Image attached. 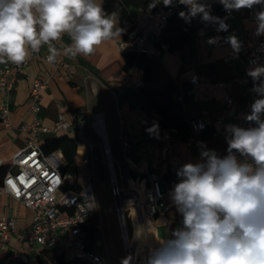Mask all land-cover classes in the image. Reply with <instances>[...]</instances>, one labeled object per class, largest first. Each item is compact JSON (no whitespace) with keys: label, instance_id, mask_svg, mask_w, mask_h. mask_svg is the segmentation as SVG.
<instances>
[{"label":"crops","instance_id":"obj_1","mask_svg":"<svg viewBox=\"0 0 264 264\" xmlns=\"http://www.w3.org/2000/svg\"><path fill=\"white\" fill-rule=\"evenodd\" d=\"M199 2L215 5L220 0H199ZM141 9L144 8L133 5L129 7V15L132 20L133 16ZM250 11L251 9L242 8L239 11L232 10L227 17L222 16L231 25V37L235 36L239 44L244 41L247 30L257 25L256 17L251 16ZM118 19V26L123 30L120 37L104 42L87 57L77 55L75 58H71L67 67L59 70L52 69L45 60V55L48 53L47 45L42 46L39 53L32 54L30 52L27 59L28 63L21 74L17 89L8 96L3 95L4 99L8 100L13 126L6 127L0 124V158L8 163L12 156L25 146L30 134L20 130L19 127L23 123L32 120L30 93L33 80L36 76L44 80L49 79V86L42 91L41 100L42 124L48 130L41 134L40 142L42 144L48 138L61 135H68L75 141L77 153L74 156L75 162L73 164L68 165L69 159L64 150H54L59 152L65 161L62 171L67 186L74 190H80L89 181L92 182L88 164L97 143L88 139L82 132L85 129H90L100 138L92 125L96 116H101L105 123L108 145L111 148V158L114 162L113 148L106 121L107 115H110L111 138L118 150L117 157L122 163L123 177L128 181V187L123 186L130 188L131 201L129 204L132 205L133 189L144 187L143 180L148 171H154L161 178L167 180L165 176L172 172L173 165L199 162L201 153L205 150H214L220 157H223L228 152L226 138L229 133H215L217 127L215 121L222 109L220 94L210 100L187 98L183 103L189 119L201 117L209 123L208 128L191 141L184 139L176 129H169L160 134H155L147 129L149 122L159 117V115L151 109L147 97L140 91V88L133 86L127 80L128 69L125 52H122L116 43V41L126 38L125 27L122 20L119 17ZM64 43L65 46L70 43L67 35L64 37ZM62 49L60 56H65ZM231 53L232 49L229 45L216 43L212 34L199 28L195 32L192 41L185 45L183 50H168L163 51L159 56H144L145 61L150 64L149 84L164 87L167 83L173 81L177 86L176 96L179 86L188 84L195 74L206 78V81L203 82L204 85L217 81L232 80L244 73L247 56L240 53L239 56L229 59ZM6 63L9 62L0 63V66ZM232 94L238 100L243 99L244 88L234 83ZM250 98L252 97L250 96ZM60 113H63L71 123L68 130L56 128V120ZM79 118L87 120L85 127H78ZM143 119H148V124L144 125L142 123ZM254 126V122L248 121L244 124V128ZM122 134L129 136L130 149L128 151L123 147ZM87 140L94 144L92 151L89 150ZM101 142L105 150L102 139ZM164 146H169L166 157L162 155ZM79 157L81 160H79ZM114 166H116L115 162ZM71 167H73V177H70L68 173ZM133 172L139 174V176H134ZM77 185H80V188H76ZM133 212L138 218L135 207ZM130 213L132 215V210H130ZM2 217H13L18 228L23 230L32 224L34 213L31 208L25 206L22 202L9 194L3 193L0 194V218ZM178 217L176 209L172 208L166 217L158 215L148 219L144 223V240L150 247H159L158 241L163 242V239L170 238L172 232L179 228ZM132 225L134 231V219ZM128 235H130L129 231ZM141 240L144 243L142 235ZM96 243L100 242L95 239L94 244ZM92 248L96 252H100L97 251L95 246ZM38 250L37 245H29L16 235L11 237L4 249L1 248L0 241L1 258H5L13 251L22 253L21 259L10 264H39L41 255ZM66 252L68 258L75 256L73 251Z\"/></svg>","mask_w":264,"mask_h":264},{"label":"built area","instance_id":"obj_2","mask_svg":"<svg viewBox=\"0 0 264 264\" xmlns=\"http://www.w3.org/2000/svg\"><path fill=\"white\" fill-rule=\"evenodd\" d=\"M211 17L220 18L223 25L215 19L204 21L202 14L195 17L187 15L193 20L198 28L204 29L212 34L216 43L229 45L232 53L229 59L244 53L247 56L245 61V71L242 75L236 76L232 80H224L204 85V76L195 74L186 85L179 86L176 98L182 103L187 98L194 100H210L220 94L222 103L221 113L217 117L216 134H228L226 126L237 125L244 128L246 116L251 114V105L255 99L259 98L253 91V80L248 76V71L257 66H264V35H257V26L249 28L244 41L240 44L239 50L233 48L229 41L231 37V25L228 20L215 11L212 4H206ZM179 9H183L187 14L189 9L179 3V0H172L170 6H165L163 0H155L153 9H141L133 16L134 27L129 35L122 40L116 41L122 52H135L136 54L159 56L163 51L169 50V43L163 40L167 31L171 16ZM251 16L256 17L260 12L259 5L251 8ZM66 36V35H65ZM64 36V37H65ZM64 37L61 41L55 42L58 49L65 47ZM34 54V53H32ZM49 53L45 55L46 57ZM70 56H58L54 64H50L53 70L69 66ZM47 62V60H46ZM28 60L22 64L6 63L0 66V124L6 127L13 126L8 100L3 95H10L17 87ZM127 80L137 88L145 84V68L135 59L127 70ZM49 79H41L36 76L30 93V109L32 120L23 123L19 129L30 134L26 144L19 149L9 160L0 158V167L8 164V169L0 182V194H9L25 206L31 208L34 213L32 224L20 230L13 217L0 218V241L1 248L4 249L13 235H16L29 245H37L38 253L41 255L39 264H55L54 260L45 252L46 249L62 247L66 251H73L75 257L85 264H111L110 260L96 252L89 246V242L84 230L87 221L98 214L97 198L92 182H88L80 190H74L67 186V181L63 173L65 161L63 156L57 151L46 152L40 142V136L48 130L43 126L41 119L42 91L49 86ZM239 84L244 88V98L236 99L232 94L233 84ZM122 86V85H121ZM250 96L253 98H250ZM96 116L92 122L95 132L100 136L105 145V153L108 156V168L112 185V194L116 200V211L119 217L120 226L123 232L124 243L128 239L126 210H132L134 206L125 205L121 201V188L115 170L114 162L111 158V148L108 145V137L105 129L98 125ZM264 120V114H261ZM192 134L187 138L191 141L204 132L209 123L204 118H194L190 120ZM87 120L79 118L78 127H85ZM144 125L148 124V119H143ZM256 126V125H255ZM71 123L63 113H60L56 120L57 129L68 130ZM85 139V138H83ZM123 147L126 151L130 149L129 136L121 135ZM89 150L92 151L94 144L87 140ZM169 146L162 148V155L166 157ZM228 154L225 153L224 156ZM239 159V153H236ZM223 156V157H224ZM87 158V156H86ZM183 165H173L172 173L175 178L171 181L165 180L154 171H148L143 182L142 195L137 194V202L147 219L155 216L166 217L168 212L176 206L170 198V192L174 185L179 182L177 171ZM9 181L12 183L10 184ZM61 192V193H60ZM137 202H133L136 204ZM179 228L182 225V215L177 211ZM154 248L151 246V249ZM127 250V249H126ZM22 258L20 251H13L5 258L0 257V264H10Z\"/></svg>","mask_w":264,"mask_h":264},{"label":"clouds","instance_id":"obj_3","mask_svg":"<svg viewBox=\"0 0 264 264\" xmlns=\"http://www.w3.org/2000/svg\"><path fill=\"white\" fill-rule=\"evenodd\" d=\"M170 6L172 0H163ZM192 17L210 15L199 0H179ZM228 11L251 9L264 0H220ZM257 35H264V10L256 13ZM118 13H108L102 0H0V63L22 64L47 45L46 60L54 64L61 50L55 42L65 35L66 56L87 57L104 42L121 36ZM233 48L240 44L229 37ZM259 98L246 120L256 126L228 125V154L214 150L177 171L179 182L170 198L182 215V227L152 248L147 264H264V66L248 71ZM242 159H239L236 155Z\"/></svg>","mask_w":264,"mask_h":264},{"label":"trees","instance_id":"obj_4","mask_svg":"<svg viewBox=\"0 0 264 264\" xmlns=\"http://www.w3.org/2000/svg\"><path fill=\"white\" fill-rule=\"evenodd\" d=\"M102 2L106 12L118 13V17L122 20L125 27V37L129 35L134 27L133 20L129 15V7L132 5L144 9H153L155 7V0H102ZM214 6L216 13L220 16L227 17L232 12L226 10L224 5L220 2L216 3ZM260 7L261 10H264V5H260ZM181 12H184V10L179 9L171 16L167 31L163 36V40L169 43V50L172 51L183 50L185 45L192 41L195 32L199 29L187 15L182 18L180 16ZM125 56L127 69L135 59L145 68V84L140 88V91L147 97L151 109L155 110L159 115V117L149 122L147 129L153 131L155 134H160L169 129H176L181 133L184 139H187L192 134L191 119L186 115L184 104L175 96L177 90L176 84L170 81L164 87L150 85V64L145 61V54L125 52ZM42 146L47 152L62 149L69 159L68 165L75 162L74 156L77 153V145L68 135L48 138L42 142ZM7 169L8 164H4L0 167V181ZM133 175L136 177L139 176V174L135 172H133ZM165 177L168 181H171L175 178V175L171 172ZM76 188H80V185H77ZM84 230L89 246L93 247L99 232L98 215L91 217L87 221ZM45 252L54 260L55 264H85L75 256L68 258L66 250L62 247L46 249Z\"/></svg>","mask_w":264,"mask_h":264},{"label":"rangeland","instance_id":"obj_5","mask_svg":"<svg viewBox=\"0 0 264 264\" xmlns=\"http://www.w3.org/2000/svg\"><path fill=\"white\" fill-rule=\"evenodd\" d=\"M108 134L113 148V158L115 162L116 172L118 174L119 184L121 188V201L124 206L131 201L130 188L128 181L123 177L122 163L119 161L117 154L118 150L114 146L112 133L109 127L111 116L107 115ZM88 139L97 143L95 150L91 156V161L88 164L90 178L94 184V189L98 204V227L96 241L100 243L94 244L97 251H100L104 257L108 258L111 264H129L127 251L123 240L122 229L119 226L118 215L116 211V200L112 194V185L109 177V168L107 167L108 156L102 146L101 139L90 129H85L82 132ZM79 160L80 157H79ZM70 177H73V167L69 169ZM61 193V192H60ZM126 218L128 222V231L133 249L135 264H146L144 260L143 243L141 240V226L137 216L134 217V231L132 225V215L130 209L126 210ZM149 222V221H148Z\"/></svg>","mask_w":264,"mask_h":264},{"label":"bare ground","instance_id":"obj_6","mask_svg":"<svg viewBox=\"0 0 264 264\" xmlns=\"http://www.w3.org/2000/svg\"><path fill=\"white\" fill-rule=\"evenodd\" d=\"M97 123L99 126H101V128H103L104 126V121L102 119L101 116L98 117L97 119ZM142 191H143V188L142 189H137L136 187L133 189V199H132V205L136 208L137 212H138V219H139V224L141 226V235L143 236V240L145 239V233H144V223L148 220L142 210V207L139 206L138 202H137V194L136 192H139L140 196L142 195ZM137 202L136 204H134L133 202ZM143 252H144V260H145V263L147 264V259H148V256L150 254V250H151V247L149 246V244L144 240L143 241ZM125 247L129 253V255L131 256L132 260H134V255H133V249H132V245H131V241H130V235H128V239L126 237V240H125Z\"/></svg>","mask_w":264,"mask_h":264},{"label":"water","instance_id":"obj_7","mask_svg":"<svg viewBox=\"0 0 264 264\" xmlns=\"http://www.w3.org/2000/svg\"><path fill=\"white\" fill-rule=\"evenodd\" d=\"M127 256H128V263L129 264H134V261L132 260L131 256L129 255L128 251H127Z\"/></svg>","mask_w":264,"mask_h":264},{"label":"snow or ice","instance_id":"obj_8","mask_svg":"<svg viewBox=\"0 0 264 264\" xmlns=\"http://www.w3.org/2000/svg\"><path fill=\"white\" fill-rule=\"evenodd\" d=\"M9 183L11 184L12 182H11V181H9Z\"/></svg>","mask_w":264,"mask_h":264}]
</instances>
